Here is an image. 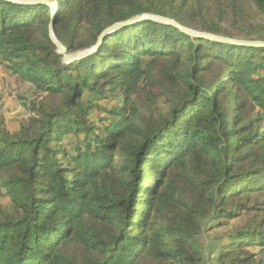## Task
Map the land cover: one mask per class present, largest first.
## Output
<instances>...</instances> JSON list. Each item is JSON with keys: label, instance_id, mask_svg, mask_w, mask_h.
I'll use <instances>...</instances> for the list:
<instances>
[{"label": "trees", "instance_id": "1", "mask_svg": "<svg viewBox=\"0 0 264 264\" xmlns=\"http://www.w3.org/2000/svg\"><path fill=\"white\" fill-rule=\"evenodd\" d=\"M55 1L0 0V64L37 93L14 131L0 111V264H264V47L144 20L64 63L48 36L153 13L264 41V0Z\"/></svg>", "mask_w": 264, "mask_h": 264}, {"label": "rangeland", "instance_id": "2", "mask_svg": "<svg viewBox=\"0 0 264 264\" xmlns=\"http://www.w3.org/2000/svg\"><path fill=\"white\" fill-rule=\"evenodd\" d=\"M151 82V78H147L140 83V87H138L136 93L134 94L135 100H147L149 96V92H147L148 84ZM147 84V85H146ZM152 92L155 94L152 96L153 100H163L162 98H156V87L152 88ZM35 89L27 82H23L19 77L14 76L9 73L4 67L3 64H0V111L2 116L4 117V122L9 128V130H16L20 122L25 119L29 110L27 107H24V103L27 100H35L36 99ZM121 97V95H120ZM106 101H101L100 104L103 106H109L113 102L117 100L115 98L105 99ZM162 101L159 103L161 105ZM93 119H96L94 116ZM255 200L262 201V196L256 195L254 197ZM8 206V199L0 196V208H4ZM230 224L237 223V220L230 221ZM235 225V224H234ZM222 229L214 230L210 233H206L200 237V243L206 246L213 236V234H221ZM209 261L204 264H208ZM140 264H151L148 260H141ZM212 264V263H211ZM216 264V263H213Z\"/></svg>", "mask_w": 264, "mask_h": 264}, {"label": "water", "instance_id": "3", "mask_svg": "<svg viewBox=\"0 0 264 264\" xmlns=\"http://www.w3.org/2000/svg\"><path fill=\"white\" fill-rule=\"evenodd\" d=\"M3 1L29 4V5L43 4V5L48 6L51 9V13H50L51 16L55 14L56 10L59 7V3L55 0H3ZM144 20H155V21H159L162 23L173 25L191 37H201V38H205V39L216 41V42L228 43L231 45H238V46H263L264 47V41L240 40V39L229 38V37H225L221 35H216V34L209 33V32L196 31L193 29H189L185 26H182L181 24L177 23L176 21L170 18L157 15V14H153V13H143L139 15H134L125 20L118 21V22H115L109 25L108 27L102 30V32L97 37V40L94 45L88 48L76 51V52H71V53L68 52L67 48L59 40H57V38L54 35L51 22L48 24V36L51 42L54 44L56 48V52L59 55H61V60L64 63H71L73 61L84 58L88 56L89 54L93 53L94 51H96L99 45L101 44V41L105 35L110 34L123 26L132 25L137 22L144 21Z\"/></svg>", "mask_w": 264, "mask_h": 264}]
</instances>
